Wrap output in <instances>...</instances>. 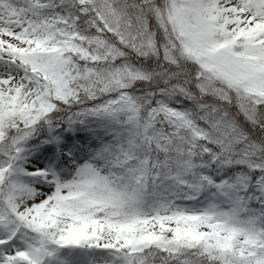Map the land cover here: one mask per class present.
I'll use <instances>...</instances> for the list:
<instances>
[{
	"label": "snow or ice",
	"instance_id": "snow-or-ice-1",
	"mask_svg": "<svg viewBox=\"0 0 264 264\" xmlns=\"http://www.w3.org/2000/svg\"><path fill=\"white\" fill-rule=\"evenodd\" d=\"M0 264H264V0H0Z\"/></svg>",
	"mask_w": 264,
	"mask_h": 264
}]
</instances>
